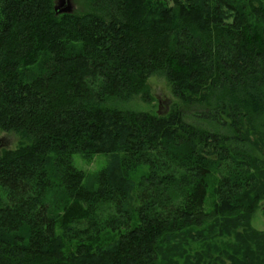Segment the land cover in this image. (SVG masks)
Masks as SVG:
<instances>
[{
	"label": "trees",
	"instance_id": "trees-1",
	"mask_svg": "<svg viewBox=\"0 0 264 264\" xmlns=\"http://www.w3.org/2000/svg\"><path fill=\"white\" fill-rule=\"evenodd\" d=\"M53 2L0 0V130L28 140L0 152V264H179L208 230L253 239L264 0ZM155 73L178 100L167 113L108 104L148 96ZM77 153L108 155L94 181Z\"/></svg>",
	"mask_w": 264,
	"mask_h": 264
},
{
	"label": "rangeland",
	"instance_id": "rangeland-1",
	"mask_svg": "<svg viewBox=\"0 0 264 264\" xmlns=\"http://www.w3.org/2000/svg\"><path fill=\"white\" fill-rule=\"evenodd\" d=\"M54 5L69 3L72 12L84 13L91 11L90 0H53ZM64 6V5H62ZM72 49H79V43L70 42ZM148 86V96L136 93L130 100L117 101L110 100L109 105L123 110L143 111L148 113H167L173 103H178L176 97L172 93L170 82L165 76L159 73L150 75L146 79ZM28 140L21 137L14 131L0 130V152L3 149H14L27 143ZM108 155L106 154H74V166L83 171L86 176L85 182L89 183L96 179V174L106 164ZM147 171L146 165L138 166L131 172V177L139 179ZM217 181L214 176L208 180V192L213 191V187ZM209 196L206 201V208L210 209L211 203L216 197ZM49 200L59 202L61 193L52 190L48 195ZM250 226L258 232L253 239H249L247 234H243L241 238L236 233H220L218 229L208 230L199 238L188 239L187 242L180 244V250L177 251V261L179 264H235L236 261L245 259V256L253 263L262 264L264 258V196L257 203L255 211L250 218ZM240 229V228H237ZM261 244L258 246V244ZM171 248V246H170ZM173 251V249H171ZM182 255V256H181ZM187 256L191 258L188 259ZM187 261H185V259Z\"/></svg>",
	"mask_w": 264,
	"mask_h": 264
},
{
	"label": "water",
	"instance_id": "water-1",
	"mask_svg": "<svg viewBox=\"0 0 264 264\" xmlns=\"http://www.w3.org/2000/svg\"><path fill=\"white\" fill-rule=\"evenodd\" d=\"M61 1L62 3L64 2V0H59ZM66 1V0H65ZM64 5V6H62ZM54 10L56 11V13H62V12H72V9H71V6L69 3H65V4H60V5H57L55 4L54 5Z\"/></svg>",
	"mask_w": 264,
	"mask_h": 264
}]
</instances>
